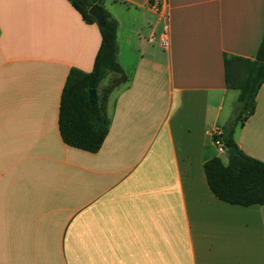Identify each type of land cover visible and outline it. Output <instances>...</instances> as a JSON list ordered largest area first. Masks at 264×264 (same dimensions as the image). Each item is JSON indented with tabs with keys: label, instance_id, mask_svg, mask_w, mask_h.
I'll return each mask as SVG.
<instances>
[{
	"label": "crops",
	"instance_id": "crops-1",
	"mask_svg": "<svg viewBox=\"0 0 264 264\" xmlns=\"http://www.w3.org/2000/svg\"><path fill=\"white\" fill-rule=\"evenodd\" d=\"M101 1L128 81L89 154L58 116L69 72L92 71L97 25L68 0H0V264H264V206L220 202L203 170L238 98L223 54L255 57L264 0ZM234 139L264 163V84Z\"/></svg>",
	"mask_w": 264,
	"mask_h": 264
},
{
	"label": "trees",
	"instance_id": "trees-1",
	"mask_svg": "<svg viewBox=\"0 0 264 264\" xmlns=\"http://www.w3.org/2000/svg\"><path fill=\"white\" fill-rule=\"evenodd\" d=\"M86 25H97L100 47L92 71L84 73L72 69L65 81L59 106L58 128L62 142L71 148L96 154L101 149L110 129L107 104L111 94L128 81L117 60L118 23L105 9L101 0H68ZM97 6L104 17L100 27L89 14ZM224 80L227 89L238 92L230 119L221 128V135L213 136L227 151L224 164L215 157L203 165L210 192L220 202L238 206H264V163L245 155L237 146L234 135L251 117L256 108V96L264 84V33L252 59L223 54ZM109 83L100 89L108 78ZM108 79V80H109ZM97 91L96 100L89 102V91ZM235 148L238 156L231 158Z\"/></svg>",
	"mask_w": 264,
	"mask_h": 264
},
{
	"label": "built area",
	"instance_id": "built-area-1",
	"mask_svg": "<svg viewBox=\"0 0 264 264\" xmlns=\"http://www.w3.org/2000/svg\"><path fill=\"white\" fill-rule=\"evenodd\" d=\"M150 7L156 11H160V6L158 5L157 2H152ZM162 17L166 21V25H167V11L166 10L163 12ZM149 41L152 42L153 38L149 39ZM160 46L164 50L169 49V39H168L167 30L165 31V33L162 35V38L160 39ZM219 135H221V130H217L213 133V136H219ZM214 143L216 145V148L219 154L223 155L227 153V151L224 149L222 143L219 140L214 141Z\"/></svg>",
	"mask_w": 264,
	"mask_h": 264
},
{
	"label": "water",
	"instance_id": "water-1",
	"mask_svg": "<svg viewBox=\"0 0 264 264\" xmlns=\"http://www.w3.org/2000/svg\"><path fill=\"white\" fill-rule=\"evenodd\" d=\"M89 14L95 19L98 26L100 27L104 26V17L100 8H98L97 6H93L92 8H90ZM96 96H97V91L95 90L89 91V102L91 104L95 102ZM229 154L231 158H235L236 156H238V151L235 148H232L229 150Z\"/></svg>",
	"mask_w": 264,
	"mask_h": 264
},
{
	"label": "rangeland",
	"instance_id": "rangeland-1",
	"mask_svg": "<svg viewBox=\"0 0 264 264\" xmlns=\"http://www.w3.org/2000/svg\"><path fill=\"white\" fill-rule=\"evenodd\" d=\"M109 81H110V79L107 80V81L105 80V81L102 83V86L106 87L107 84L109 83ZM101 89H103V88H101ZM219 158L222 160L223 163H227V160H228L227 155H220Z\"/></svg>",
	"mask_w": 264,
	"mask_h": 264
}]
</instances>
